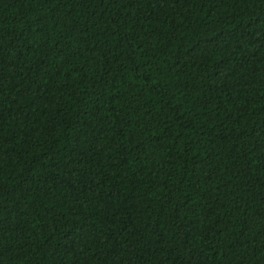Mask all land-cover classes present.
<instances>
[{
  "label": "trees",
  "instance_id": "trees-1",
  "mask_svg": "<svg viewBox=\"0 0 264 264\" xmlns=\"http://www.w3.org/2000/svg\"><path fill=\"white\" fill-rule=\"evenodd\" d=\"M0 264H264V0H0Z\"/></svg>",
  "mask_w": 264,
  "mask_h": 264
}]
</instances>
